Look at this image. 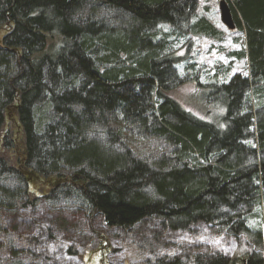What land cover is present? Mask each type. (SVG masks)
<instances>
[{"label":"trees","instance_id":"16d2710c","mask_svg":"<svg viewBox=\"0 0 264 264\" xmlns=\"http://www.w3.org/2000/svg\"><path fill=\"white\" fill-rule=\"evenodd\" d=\"M225 1L249 69L197 89L205 118L171 97L191 79L168 44L184 31L222 38L207 18L192 23L199 0H0V30L11 27L0 46V145L14 148L5 128L15 105L24 139L18 166L0 151V217L36 209L29 180L55 178V208L148 233L145 264H264V0ZM138 136L171 150L142 157L127 140ZM199 226L220 233L224 250L155 255L163 235L196 239Z\"/></svg>","mask_w":264,"mask_h":264},{"label":"rangeland","instance_id":"374dc122","mask_svg":"<svg viewBox=\"0 0 264 264\" xmlns=\"http://www.w3.org/2000/svg\"><path fill=\"white\" fill-rule=\"evenodd\" d=\"M220 1L222 0H199L192 21L194 23L199 18H207L222 33L220 40L197 37L186 31L172 34L171 26H159V32L164 35L172 34L168 44L173 57L178 61V74L185 79H191L174 90L171 97L186 110L205 118L207 115L201 106L197 89L217 81L221 83L235 74L247 75L249 69L247 59H240L236 55L245 49L244 35L237 30H229L222 23ZM10 29L7 26L0 30V46ZM159 37L162 38L163 35ZM226 69L229 72L225 73ZM216 74L219 79H216ZM16 109L15 105L7 113L5 128L13 136L14 148L4 151L0 145V151L7 154L13 166L21 164L24 148ZM127 140L136 154L149 159L166 156L171 150L162 140H147L140 136L129 137ZM29 182L31 195L39 200L38 207L3 214L0 217L3 228L0 233V264H145L149 260V253L143 250L144 244H147L145 239L149 237L148 233L145 232L142 236L137 231L125 233L109 230L100 215L92 216L78 207L59 210L46 199L56 183L55 178L45 180L33 177ZM197 230L201 233L196 239L185 240L178 236L166 238L163 235L164 243L156 246L155 255L166 256V247H169L168 250L181 249L182 252L191 251L196 246L224 250L220 233H214L210 227L207 229L203 226L197 227ZM97 235L109 238V251L103 250ZM45 254H48L47 259Z\"/></svg>","mask_w":264,"mask_h":264},{"label":"water","instance_id":"95a60500","mask_svg":"<svg viewBox=\"0 0 264 264\" xmlns=\"http://www.w3.org/2000/svg\"><path fill=\"white\" fill-rule=\"evenodd\" d=\"M220 17L222 23L231 31L236 30V25L233 19L231 9L225 0L219 3Z\"/></svg>","mask_w":264,"mask_h":264},{"label":"bare ground","instance_id":"6f19581e","mask_svg":"<svg viewBox=\"0 0 264 264\" xmlns=\"http://www.w3.org/2000/svg\"><path fill=\"white\" fill-rule=\"evenodd\" d=\"M105 238V237H104ZM235 254V253H234ZM84 263V262H83Z\"/></svg>","mask_w":264,"mask_h":264}]
</instances>
